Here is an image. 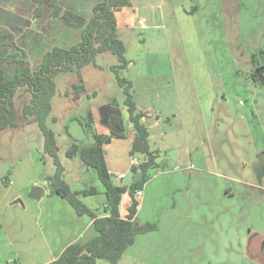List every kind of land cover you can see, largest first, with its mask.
I'll use <instances>...</instances> for the list:
<instances>
[{"label": "crops", "instance_id": "1", "mask_svg": "<svg viewBox=\"0 0 264 264\" xmlns=\"http://www.w3.org/2000/svg\"><path fill=\"white\" fill-rule=\"evenodd\" d=\"M100 1L58 3L88 19L93 5ZM156 1L153 5L152 0H140V6L156 10L165 5L171 16L169 26L162 25L164 15L160 9L154 16H139L134 0L129 12L122 14V9L116 14L117 33L139 22L149 38L158 42L146 56L129 60L124 70L136 106L148 112L144 123L150 147L159 149L164 161V167L143 184L142 195L136 196V217L141 222L156 223L157 228L137 234L117 264H264V89H260L264 79L257 76L254 80L250 76L251 64L245 91L254 100V130L243 132L244 127L239 124L242 116L235 122L226 99H221L226 97V91L207 75V65L166 63L160 57L165 44L171 48L170 43L179 44L181 38L197 40L199 33L197 28L188 31L192 21L179 27L180 17L173 0ZM18 6L9 9L0 5V24L16 32L17 40L29 55L41 57L52 46L68 47L78 41V30L52 17L48 6L42 5L37 17L33 15L37 7L34 2L29 5L28 16ZM239 9L237 40L250 59L257 54V60L264 65V59L259 60L261 49L264 54L261 42L264 43L260 41L264 39V0H239ZM153 30L159 32L154 35ZM118 36L126 46L124 38ZM106 119L107 115L97 133H109ZM127 119L126 115L125 123ZM25 123L23 117L22 124ZM127 128L125 137H113L103 144L108 172L117 185H126L115 175L122 173L126 177L131 157L143 159L140 153L131 154L136 133L130 123ZM24 133L25 130L5 129L0 131V138L8 142L9 138L19 136L20 140ZM246 134H250L252 142L246 141ZM21 140L26 150L25 162L24 157L0 158V179L5 178L9 186L0 191V264H46L67 245L84 243L97 232L91 216L77 214L66 199L49 194L44 184L54 166L46 160H35L25 140ZM253 144L255 148L250 154ZM16 153L20 155V151ZM63 177L72 189L80 190L73 187L65 174ZM98 181L97 177L92 185L98 188ZM35 184L44 186L41 197H26ZM83 201L99 216L104 215L107 200L103 189L98 188L96 194L84 197ZM130 202L131 197L125 192L118 206L120 216L126 215ZM96 264H105V260L98 259Z\"/></svg>", "mask_w": 264, "mask_h": 264}, {"label": "trees", "instance_id": "2", "mask_svg": "<svg viewBox=\"0 0 264 264\" xmlns=\"http://www.w3.org/2000/svg\"><path fill=\"white\" fill-rule=\"evenodd\" d=\"M32 1L37 5L33 10L35 17L41 15V6L46 5L51 9L52 17L60 18L70 28L78 30L79 39L68 47L57 45L50 47L41 55L40 61L32 65L28 59L27 49L16 38V32L0 24V131L18 126L14 100L18 88L22 87L24 93L30 94L29 100L22 106L23 117L27 123H37L43 136V149L38 159L44 161V157L48 156L54 166L53 173L46 177L49 194L66 199L77 214H88L93 219L97 232L95 236L84 243L74 242L67 245L57 257L46 264H96L98 259L105 260V264H117L137 234L157 228L156 223L141 222L136 217L139 205L136 191L150 178L149 170L164 167V162L157 161L161 151L151 149L149 144V132L144 123L148 112L136 106L131 93V82L119 72L127 67L129 60L125 57L126 46L117 35L119 24L116 14L123 8L130 7L132 0H102L93 5L92 14L88 19L64 9L58 0ZM107 51L117 58V64L111 66V70L124 94L123 102L128 123L144 142L146 154L137 167H131L133 175L142 172L139 180L126 185H117L112 181L105 163L103 144L109 143L113 137H125L122 114L107 116L106 122L116 129H110L108 134L93 132V144L79 145L73 142L68 147L66 155L70 158L78 155L85 165L96 171L103 186L107 201L102 210L104 215L99 216L83 201L84 197L96 194L98 188L91 185L74 190L65 181L64 166L57 154L56 135L46 124V118L51 113V101L57 94V75L76 71L78 82H73L72 86L74 93L80 94L85 91L79 73L80 68L90 63L95 64L96 55ZM257 56V54L251 56L253 66L258 63ZM259 57L264 59L263 52ZM250 75L254 80L257 79L256 72L251 71ZM111 105L118 106V103L114 100ZM52 121H55L54 117ZM91 122L92 117L89 114L88 125ZM131 154L134 155L135 152L131 150ZM125 192L130 195L131 202L126 215L122 217L119 215L118 206Z\"/></svg>", "mask_w": 264, "mask_h": 264}, {"label": "rangeland", "instance_id": "3", "mask_svg": "<svg viewBox=\"0 0 264 264\" xmlns=\"http://www.w3.org/2000/svg\"><path fill=\"white\" fill-rule=\"evenodd\" d=\"M32 2V0H0V5H6L9 9L19 5L27 13ZM152 3L156 5L158 1L152 0ZM134 4L139 16L147 14L154 16L160 9H152V6L143 8L140 6V0H134ZM194 6L196 10H194ZM173 7L176 8L180 17L181 23H179V27L184 28L185 23L189 25V22L192 21L193 26L191 27L190 25L188 31L193 32L194 30L191 29L197 28L199 34L197 35V40L196 38H181L179 44H176L175 41L174 43L170 41L171 48L165 44V49L160 53V57L166 63L193 66L199 64L207 65L209 67L207 75L211 76V80L226 91V97H221V99H226L232 115L235 116V122L237 117L242 116L239 124L244 129L241 131L248 132L249 129H252L251 110L254 100L249 98L245 91V85L247 80H250L251 75L249 76V73L252 63L250 57L242 49L239 40H237L240 18L239 0H222L220 2L219 0H173ZM22 8H19V10H22ZM129 10L128 7L123 8L122 14L129 12ZM26 13V16L30 15ZM160 13L164 15L162 25L169 26L168 17L171 18L169 9L164 5V8L160 9ZM128 23L130 24V22ZM153 32L155 35L159 31L153 30ZM118 34H120L121 38H124L126 43L127 53H125V57L127 60L135 61L138 57H144L152 51L149 50L150 48L158 46V42L149 38L150 34L146 33L139 22H136L131 29L125 30L123 28ZM260 41L264 43V39H260ZM184 42L186 44H183ZM263 46L264 44L261 42V47L264 48ZM38 57H40L38 54H33L29 55L28 59L32 65H36L40 61ZM259 60L261 61L260 57ZM116 64V56L107 51L96 55L95 64L90 63L80 68L79 73L85 88V91L80 94H75L72 86L73 82H78L76 71L60 73L56 77L57 94L51 101L52 109L50 115L46 118V124L56 135L57 154L61 164L64 166V174L71 181L73 187H78L76 189L87 188L92 185V181H97V173L93 168L85 165L78 155L73 158L68 157L66 155L68 147L73 142L79 145H91L94 143L93 132L97 133V130L101 128L103 118L109 111V108L107 109L105 106L111 105L114 100L118 103L116 107L119 108L121 114L126 118L123 102L124 94L116 81L114 72L111 70V66ZM119 72L122 77H125L124 69ZM260 89H264V85H260ZM23 90L22 87L18 88L14 100L18 126L8 127L6 130H25L21 139L25 140L28 150L29 148L31 149L30 152L35 155V160L39 162L38 156L43 149V136L37 123L22 124V106L30 98V94L28 92L24 93ZM89 114H91L92 122L88 125ZM52 117L55 118V121H52ZM127 124L128 119L124 126L125 133L128 130ZM245 138L246 141L252 142L250 134H246ZM257 138L260 141V138ZM21 139L19 140V136H16L15 138H9L8 142H5L0 138L2 141L0 143V158L4 155H9V160L24 157L23 162H25L27 160L25 158L27 156L24 154L26 150ZM252 147L249 148L250 154L255 148L254 144ZM15 150L20 151V155ZM44 160H46L47 164L53 166L48 156H45ZM157 161L164 162L161 153ZM81 168L89 170L90 173L82 169L84 174H79ZM154 172L156 170H149L150 176ZM91 174H94V177ZM132 174V170L129 168L126 177L123 178L126 184H128ZM0 181L2 185H0V191L9 187L8 183L6 184L5 182V178L0 179ZM98 188L103 189L100 180L98 181Z\"/></svg>", "mask_w": 264, "mask_h": 264}, {"label": "water", "instance_id": "4", "mask_svg": "<svg viewBox=\"0 0 264 264\" xmlns=\"http://www.w3.org/2000/svg\"><path fill=\"white\" fill-rule=\"evenodd\" d=\"M256 70L257 71H260V70L264 71V65H261ZM105 107L109 108L107 115H110V114L120 115L121 114V111L116 106L107 105ZM107 125L110 129H114V130L116 129L112 125H110L109 123H107ZM132 150L134 152L140 153L142 155L146 154V146H145L144 142L142 141L141 137L137 134L135 135V138L132 142ZM141 176H142V172H138L137 174L133 175V177L131 178V181H137L141 178ZM43 192H44V186L39 185V184H35V185H32L30 187L29 191L25 194V196L28 198H32V199H39Z\"/></svg>", "mask_w": 264, "mask_h": 264}, {"label": "built area", "instance_id": "5", "mask_svg": "<svg viewBox=\"0 0 264 264\" xmlns=\"http://www.w3.org/2000/svg\"><path fill=\"white\" fill-rule=\"evenodd\" d=\"M141 160L135 158V157H131V160H130V163H131V167H137L139 164H140ZM115 177L118 179V180H122L123 177H124V174L122 173H118L115 175ZM45 186H47V182H45L44 184ZM142 195V190L139 189L136 191V196H141ZM1 263V262H0Z\"/></svg>", "mask_w": 264, "mask_h": 264}, {"label": "flooded vegetation", "instance_id": "6", "mask_svg": "<svg viewBox=\"0 0 264 264\" xmlns=\"http://www.w3.org/2000/svg\"><path fill=\"white\" fill-rule=\"evenodd\" d=\"M261 65H263V63L258 61L257 65L253 66V70L252 71L256 72L258 74L259 78L264 79V71L263 70H260V71L256 70Z\"/></svg>", "mask_w": 264, "mask_h": 264}]
</instances>
